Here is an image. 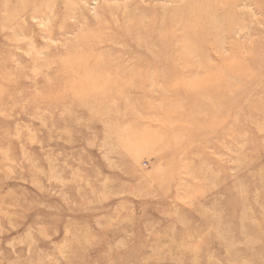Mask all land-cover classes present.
<instances>
[{"label":"rangeland","instance_id":"374dc122","mask_svg":"<svg viewBox=\"0 0 264 264\" xmlns=\"http://www.w3.org/2000/svg\"><path fill=\"white\" fill-rule=\"evenodd\" d=\"M0 264H264V0H0Z\"/></svg>","mask_w":264,"mask_h":264},{"label":"bare ground","instance_id":"6f19581e","mask_svg":"<svg viewBox=\"0 0 264 264\" xmlns=\"http://www.w3.org/2000/svg\"><path fill=\"white\" fill-rule=\"evenodd\" d=\"M192 19H197V18L195 17V15L193 16V14H189V20H192Z\"/></svg>","mask_w":264,"mask_h":264}]
</instances>
